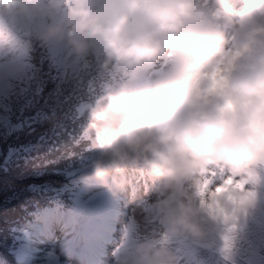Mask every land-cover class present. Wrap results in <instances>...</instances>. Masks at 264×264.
I'll list each match as a JSON object with an SVG mask.
<instances>
[{
	"label": "clouds",
	"instance_id": "1",
	"mask_svg": "<svg viewBox=\"0 0 264 264\" xmlns=\"http://www.w3.org/2000/svg\"><path fill=\"white\" fill-rule=\"evenodd\" d=\"M0 42L74 69L93 61L104 78L77 109L94 149L85 191L115 195L136 169L157 194L137 203L157 227L138 241L131 222L116 264H179L169 244L181 238L230 253L264 168V0H0ZM209 165L227 172L215 186Z\"/></svg>",
	"mask_w": 264,
	"mask_h": 264
},
{
	"label": "trees",
	"instance_id": "2",
	"mask_svg": "<svg viewBox=\"0 0 264 264\" xmlns=\"http://www.w3.org/2000/svg\"><path fill=\"white\" fill-rule=\"evenodd\" d=\"M43 52V55L32 54V59L29 57L23 65L21 64V67H24L19 76L22 78V84L17 85L14 93L10 95L7 93L8 97L5 100L0 99V226L10 219L6 224L21 227L27 217L42 206L41 203H46L43 194L52 183L48 181L49 178L55 175L40 165L49 164L50 160H54L56 157L52 156H55L57 151L63 150L67 156L78 148H84L82 142L86 137L80 130L86 123V115L85 112L81 114L77 111L80 108L77 94L88 80L95 81L93 74L100 83H103L104 79L97 74L98 69L93 61L88 62L86 69L81 70L78 67L74 69L63 60L62 54H48L44 48ZM58 56H61V59ZM57 63L66 67L64 71L69 80L64 82L70 83H64L62 87L69 92L62 97H52L53 102L50 105L49 92L51 85L54 84L48 76L50 86L46 85V78L43 75L52 73L53 76V68ZM39 69H42L39 71L42 75L36 79ZM34 80L38 82L32 83ZM36 100L41 103H37ZM23 105H27L29 110L37 105H46V110L54 106V120L64 119V130L45 134L36 128L35 130L27 127L24 116L28 117L31 114ZM27 119L28 122L29 118ZM31 129L35 131L28 135ZM73 131L80 133L72 137ZM35 163L40 165L37 166Z\"/></svg>",
	"mask_w": 264,
	"mask_h": 264
},
{
	"label": "rangeland",
	"instance_id": "3",
	"mask_svg": "<svg viewBox=\"0 0 264 264\" xmlns=\"http://www.w3.org/2000/svg\"><path fill=\"white\" fill-rule=\"evenodd\" d=\"M234 6L236 8H239L241 6L242 0H233ZM42 69H39L37 71L38 76L36 79H38L42 73ZM63 87L56 88L50 95H49V100L48 102H53L51 100L52 97H62L63 95H67L69 92L68 90H64ZM24 108H27V112L31 115L28 117L24 116V120L26 121L27 127L30 126V128L33 129H38L44 132L45 134L48 133H55L58 131L64 130V125H65V120H54L55 117V110L51 106L46 110V105L43 106H32L34 107L32 110L28 108L27 105H23ZM14 116V115H13ZM27 118H29V121L27 122ZM23 124V123H22ZM22 124H19V126H22ZM63 126V127H62ZM33 129L28 132V135H32ZM207 178L210 180V186H215L221 182L220 177L222 176L219 171H213L212 174L206 173ZM154 185H150L148 192L140 193L138 195L139 199L138 201L133 202V190H130L124 195L117 197L120 200V204H122V210H124V214L126 215V222L121 225V228L119 229V245H121V248L125 247L127 238H128V230H129V225L131 222H135V231L132 233V235L138 240V241H143L145 240L148 235L151 233L153 226L155 225V221H153L151 224L149 223V220L151 219V214L149 212L144 211L143 208H138L137 203L140 201L144 202V205H151L152 203L155 202L157 198V194L154 192ZM93 189L91 192H86L84 195V198L89 197L92 195ZM128 194V196H126ZM122 217V216H121ZM55 247L52 248V250ZM63 253H61V256L64 254L66 256V251H69L68 249H62L61 250ZM55 261V257H54ZM61 264H66L65 260H60L58 261Z\"/></svg>",
	"mask_w": 264,
	"mask_h": 264
},
{
	"label": "bare ground",
	"instance_id": "4",
	"mask_svg": "<svg viewBox=\"0 0 264 264\" xmlns=\"http://www.w3.org/2000/svg\"><path fill=\"white\" fill-rule=\"evenodd\" d=\"M35 165L39 166L40 164L35 163Z\"/></svg>",
	"mask_w": 264,
	"mask_h": 264
}]
</instances>
